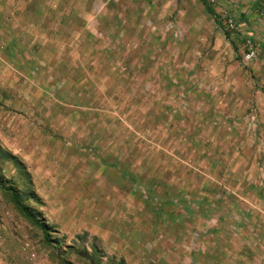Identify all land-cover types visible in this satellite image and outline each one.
<instances>
[{"label": "crops", "instance_id": "crops-1", "mask_svg": "<svg viewBox=\"0 0 264 264\" xmlns=\"http://www.w3.org/2000/svg\"><path fill=\"white\" fill-rule=\"evenodd\" d=\"M163 1L0 0V128L3 131H0V149L12 157L21 168L19 170L18 166H13L19 176L17 183L20 182V186L13 187L18 191L29 190L34 194L37 200L34 205L39 209L37 212L52 223V228L57 233L62 231L65 224H69L68 221L73 223L72 227L75 226L77 223L74 221H78V218L73 221L69 219L75 212L71 198H66L63 204L57 199L62 195V190H70L71 184L66 181L57 188V176L61 178L64 174L57 172V162L55 165L48 163L54 167L42 164L41 161L47 155L50 157L54 148L45 150L41 144L56 142V130L53 129L63 123L64 112L69 107L79 111L93 109L102 114L96 116L98 140L101 136L104 138L106 128L111 126L108 121H112L115 130L118 126V130L113 132V140L119 135L118 131H121L122 127L129 133L124 139L128 142L134 139L131 126H135L136 117L132 112L139 108L128 105V113L125 114L126 110L123 113L128 119L117 117V114H122L123 103L127 101L124 96L128 93L122 90L120 82H115L114 79L130 75L125 69L128 68L126 63L129 61L126 56L134 47L132 44L137 31L136 21L131 16L156 15L158 8L160 14H166L169 6L167 0ZM197 1L208 15L200 0ZM215 1L216 5L211 8L218 20L220 16H235L232 19L238 31L240 34L246 32L245 39L250 40L258 56L263 54V59L264 0ZM211 20L215 28L222 33L223 39L233 48L234 44L229 37L226 39L212 17ZM147 23L145 30L153 29V25ZM124 35L128 36L126 41L123 39ZM262 59L255 63L260 65ZM248 78L249 76L245 77V85L248 88L234 87L230 92L231 99L234 96L240 97V108L243 104L247 106L249 98H252L248 112L252 111L257 118V134L251 132L254 125L248 124L247 121L243 123L242 130L246 134L242 135L241 143L258 144L252 146L250 151L242 145V155L243 151H246L243 156L251 155L252 158L262 160L256 169L259 173H254L256 182L252 181L255 178L248 177L250 184L242 182L240 191L246 194V197L236 196L235 191L230 188L228 190L226 184L212 179L213 183L209 182L208 191L204 186L202 188L197 184L193 185L195 189L201 187L200 190L205 191V198L190 200L185 198L186 193L183 190L175 188L176 184L164 182L154 185L155 182L153 183L151 178L147 189L154 186L160 188L159 196L150 197L149 193L139 189V186L144 185L140 183L138 188H135L136 184L130 191L144 193L136 202H123L124 208L121 209L118 207V201H112L111 204L99 201L94 204L89 214L86 213L91 219H80L82 223L79 224L88 225V232L94 230L92 224L104 232L109 230V221L125 220L127 216L132 225L128 230L129 254L134 255V258H131L132 264H264V88L256 89ZM89 79L96 80V83L92 82L91 90L83 88L85 83L82 81ZM74 81L86 91L74 90ZM258 81L264 85L259 79ZM65 86L71 89L67 90ZM90 91L101 100L92 108L88 107L87 98L83 101V95L88 96ZM182 96V93H177L178 102L174 104L178 110L187 113L185 105L182 104ZM104 100L116 101L112 105V116L107 118L110 120L105 119V112L110 113V110H106ZM65 101H70L71 104ZM176 115H173L176 118L173 121L178 125L179 118ZM68 122H71V119ZM6 129H12V132L18 129L19 133L17 136L8 135ZM161 137L164 142L167 141V136ZM86 140L89 141V138ZM3 143L20 145L15 148L5 147ZM25 143L34 145L26 148L21 145ZM101 159L103 166L99 167L96 183L98 193L101 180L110 171L117 172L124 179L129 172L127 168H118L117 164H108L104 157ZM55 160L56 157L53 161ZM7 163L8 160H0V165ZM44 187L48 189L47 193L39 194L38 191L45 192ZM181 187H184V184ZM170 188L173 190L171 194L167 192ZM228 194L236 198H228L226 203L223 196ZM92 200L94 199L89 200L86 205ZM161 208L172 209V213L166 215L167 212ZM190 208L192 210H189ZM183 211L186 214L185 219L176 216L170 221L169 216ZM157 223L163 225L160 227ZM186 224L190 225L189 228H186ZM162 229L168 238L161 236ZM189 233H192L196 240L192 247L174 242L186 238ZM138 235L141 236V242ZM122 237L120 234L114 239L120 240ZM160 237L167 240V248L156 246ZM204 240L207 241L203 242Z\"/></svg>", "mask_w": 264, "mask_h": 264}, {"label": "rangeland", "instance_id": "rangeland-1", "mask_svg": "<svg viewBox=\"0 0 264 264\" xmlns=\"http://www.w3.org/2000/svg\"><path fill=\"white\" fill-rule=\"evenodd\" d=\"M158 2L159 0L156 3ZM167 4L169 7L166 14H160L158 8L156 15L131 16L136 21L137 31L132 44L134 47L126 56L129 61L126 63L128 68L125 69L130 75L114 79L129 94L124 96L127 101L123 103L122 114H117V117H125L123 113L128 105L137 106L139 109L136 111L140 110L132 112L136 117L135 126H131L134 139L126 141L124 137L129 133L122 127L118 131V137L113 140V132L118 130V126L115 130L112 121H108L111 126L106 128L104 138L101 136L98 140L96 116L102 114L93 109L79 111L69 107L64 112L63 123L53 129L56 130V142L41 144L45 150L54 148L50 157L47 155L41 161L42 164L54 167L48 163L55 165L57 162V172L64 174L61 178L57 176V188L66 181L71 184L70 190H62V195L57 199L62 204L66 198L72 199L75 212L69 219L73 221L78 218V221H74L77 223L75 226L72 227L73 223L68 221L66 228L63 226L62 231L57 233L51 228L52 223L42 217L51 226L49 230H52L45 236L44 232L18 213L11 204L12 189L7 188L20 186V182L17 183L19 176L11 164L0 165V176L4 180L0 181V264H132L131 258L134 255L129 254L128 234L132 225L127 216L125 220L109 221V230L104 232L93 224L94 230L88 232V225L79 224L82 223L80 219H91L86 213L89 214L95 203L102 201L111 204L112 201H118V207L122 209L123 202L129 204L130 201L136 202L142 197L144 193L130 191L136 184L135 188H138L140 183L144 187L139 186V189L149 193L150 197L159 196L160 188L154 186L147 189L151 178L154 185L164 182L176 184L175 188L183 190L188 194H185V198L190 200L205 198V191L200 188L204 186L208 191L209 182L213 183L212 179L226 184L228 190H234L236 196L240 197H246L240 191L242 182L250 184L248 178H255L252 181L256 182L254 173H259L256 169L262 160L252 158L251 155L243 156L246 151H243V155L241 152L242 145L249 151L252 146L258 145L241 143L242 135L246 134L242 132L245 121L254 125L251 132L257 134V118L252 111L248 112L253 101L249 98L247 106L243 104L240 108V97L230 98L232 88H248L245 85L247 76L256 89L264 88L258 81L260 65L243 62L246 32L229 34V39L234 44L232 48L197 0H167ZM227 16L233 19L235 17L232 14ZM147 22L153 25V29L145 30ZM127 37L124 35L123 39L126 41ZM262 55L258 56V60L262 59ZM82 82L85 83L84 89L91 90L92 82L96 83V80ZM73 86L74 90L86 91L76 85L75 81ZM65 87L67 90L70 88ZM177 93H182V104L185 105L187 113L176 108L174 103L178 102ZM86 98L89 108L95 107L96 102H101L92 91L88 96L83 95V101ZM65 102L71 104L70 101ZM115 102L105 101L106 110H110V113L105 112V119L112 116V105ZM127 113L126 110L125 114ZM174 114H177L180 125L173 121L176 119ZM67 119H71V122ZM6 130L8 135L17 136L19 133L18 129L14 132L12 129ZM162 135L167 136L166 142L162 140ZM87 137L89 141L86 140ZM3 145L15 148L20 144ZM21 145L30 148L34 144ZM102 157L108 164H117L118 168H127L129 172L124 179L117 172L110 171L101 180L98 193L97 172L103 166ZM182 184L184 187H181ZM194 184L201 187L195 189ZM44 190L45 192L38 191L39 194H46L48 189L44 187ZM172 191L171 188L167 190L169 194ZM21 192L24 193L22 197L27 195V190ZM223 198L228 203V198L236 197L228 194ZM91 199L94 200L86 205ZM26 204L36 212L39 210L31 202ZM161 209L167 212L166 215L172 213V209ZM176 216L185 219L186 214L183 211L169 216L170 221ZM157 224L160 227L163 225ZM189 226L186 224V228ZM120 234L122 239L115 240ZM161 236L168 238L163 229ZM138 237L141 242V236ZM174 242L188 244L186 246L190 247L196 244L192 233ZM156 246L167 248V240L160 237Z\"/></svg>", "mask_w": 264, "mask_h": 264}, {"label": "trees", "instance_id": "trees-1", "mask_svg": "<svg viewBox=\"0 0 264 264\" xmlns=\"http://www.w3.org/2000/svg\"><path fill=\"white\" fill-rule=\"evenodd\" d=\"M200 2L204 6L208 15L214 19L218 29L221 30L223 32L224 36L226 37V39H228L229 34L227 32H225L224 29L222 28V26L220 25L218 17L215 15L212 8L206 4L205 0H200ZM231 45L233 46V44H231ZM0 160H5V161L8 160L9 163L12 164V166H18V164H16L15 160L12 157L8 156V154H6L1 149H0ZM18 169L21 170V168L19 166H18ZM2 180H3V178L0 176V181H2ZM3 187L5 189L7 188L6 186H3ZM7 189H12V191H10L12 193L11 194L12 195L11 204L14 206L15 210L18 213H20L24 218L29 220L33 225H36L42 232H44L45 236H48L49 233L52 232V230H49L50 226H48L47 223L45 222V220H43L41 214H39L35 210L31 209L26 204V202H31L33 204L37 203V200H35L34 194L31 191L27 190V195L25 194L22 197V195L24 193L21 191H18L15 187L10 186Z\"/></svg>", "mask_w": 264, "mask_h": 264}, {"label": "built area", "instance_id": "built-area-1", "mask_svg": "<svg viewBox=\"0 0 264 264\" xmlns=\"http://www.w3.org/2000/svg\"><path fill=\"white\" fill-rule=\"evenodd\" d=\"M206 4L210 7L216 5L215 0H205ZM220 25L228 34H235L238 32V27L233 21V19L229 16H223L220 20ZM243 46L245 48V52L243 54V62L245 63H255L258 61V54L256 50L253 48L250 40L245 39L243 41ZM259 80L264 83V58L260 61V70L258 74Z\"/></svg>", "mask_w": 264, "mask_h": 264}]
</instances>
